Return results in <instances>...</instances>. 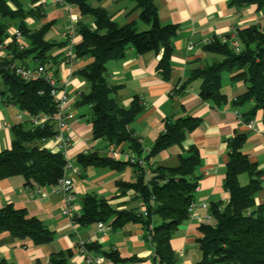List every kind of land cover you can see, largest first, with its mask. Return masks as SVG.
<instances>
[{
    "label": "crops",
    "instance_id": "1",
    "mask_svg": "<svg viewBox=\"0 0 264 264\" xmlns=\"http://www.w3.org/2000/svg\"><path fill=\"white\" fill-rule=\"evenodd\" d=\"M230 1L153 0L160 23L178 26L172 38L171 68L166 76L157 68L162 48L138 54L129 47L122 58L105 63V78L109 85L116 86L111 94L115 101L123 107H128L136 97L144 102L141 112L130 124L140 142V157L147 155L168 119L185 116L200 119L199 125L179 143H173L146 160L150 165L175 167L179 156L189 147H196L199 153V165L195 170V216L185 219L169 241L175 264H194L200 259L196 242L200 236L198 226L201 222H213L209 217L210 204L224 205L229 199L223 185L228 141L237 134L246 135L242 150L261 171V189L254 195V205L264 204L263 112L257 110L249 126V121H244L239 114L247 112L252 103L240 106L234 104L235 98L246 91V83L241 79H233L234 73L222 72V100L215 103L201 99L199 79L186 81L193 69L209 66L222 59L221 55L204 50L205 41L226 36L231 28L240 30L254 24L264 25V8L259 9L255 4L237 6L230 4ZM21 2L27 7L44 2L42 16L37 19L28 17L30 20L25 19V23L31 29L51 23L45 39L63 43L47 53V64L58 82L66 81L71 98L68 103L71 145L63 156L70 165L64 175L73 181L76 209L81 212L84 198L93 196L105 200L114 210L133 212L138 219L128 220L120 227L112 225L113 217L102 221V228L98 227L99 222L73 225L68 216L62 214V196L51 191V186L42 187L41 193H37L36 188L25 186L22 175H11L0 179V208L11 204L16 209L24 210L27 217L41 221L53 237L47 243L33 244L29 239H18L8 231L0 230V259L12 264H51L52 256L58 253L67 264H95L85 262L76 243L79 237L91 245L92 254L105 257V264H163L155 258L153 247L145 237V206L137 193L125 186V183L135 180L134 166L128 163L119 168L82 165L76 159L81 152L94 151L98 155L126 162L132 154L125 143L112 145L103 138L94 139L90 106L77 104L80 94L86 92L89 86L77 71L89 65L93 58L89 55L75 56L72 68L65 65L67 51L81 41L77 26L81 23L94 27L93 17L81 14L73 3H67L66 7L57 0ZM89 4L103 8L119 25L134 23L137 29L142 30L148 27L139 19L140 10L131 0H89ZM70 15H75L76 20H72ZM28 116L16 106L0 100V150L10 148L13 125L29 127ZM35 144L54 152L52 142L36 141ZM111 147L115 150L114 155L109 153ZM146 172L145 179L148 180L151 173L149 169ZM239 181L246 184L248 175L240 174ZM201 203H206L207 207L202 208ZM158 222V217L154 216L153 225ZM109 253L114 259L108 258Z\"/></svg>",
    "mask_w": 264,
    "mask_h": 264
},
{
    "label": "trees",
    "instance_id": "2",
    "mask_svg": "<svg viewBox=\"0 0 264 264\" xmlns=\"http://www.w3.org/2000/svg\"><path fill=\"white\" fill-rule=\"evenodd\" d=\"M131 1L140 10L139 19L148 25L146 29L138 31L134 23L119 25L103 8L91 6L89 0H65L76 4L81 14L91 15L94 19V27L79 23L77 32L81 41L72 47L76 57L89 55L93 58L89 65L77 71L89 84L88 90L80 94L77 104L90 106L92 136L94 139L103 138L112 145L125 143L132 154L139 156L140 142L130 124L143 106L137 97L128 107L120 106L115 101L111 94L116 86L109 85L105 78V63L122 58L129 47L138 54L162 48L157 68L161 74L168 75L173 51L172 38L178 26L160 23L153 0ZM10 4L14 8H10ZM230 4H255L259 9L264 8V0H231ZM41 16L38 8L27 7L21 0H0V18L18 19V28L27 43L22 50L15 48L12 43L9 45L11 58L0 59V99L29 116L56 111L50 85L43 78L24 80L9 69L11 62L28 65L29 59L30 65L46 64L47 53L54 46L63 45L45 39L51 23L34 29L26 25V18L37 19ZM8 27V22H0V40ZM237 38L241 45L238 52L218 38L204 44L205 51L221 55L222 59L209 66L193 69L186 81L199 79L201 99L218 103L222 100V72L234 73L233 79H241L246 83V91L235 98L234 104L240 106L252 103L247 112L240 116L248 122L261 109L264 120V25L254 24L237 30ZM199 123L200 119L192 116L168 119L144 159L148 160L173 143H179ZM11 131L13 138L10 148L0 150V179L20 174L25 180V186L30 189L55 184L64 175L66 159L59 152H51L35 144L41 138L54 134L52 124L46 123L34 128L15 124ZM245 140L246 135L241 133L228 141L223 185L229 199L224 205H209V217L213 222H201L198 226L200 236L196 242L200 259L194 264H264V204L254 205V195L261 189V171L243 152ZM76 159L82 165L119 168L128 163L134 166L135 180L125 183V186L132 188L145 206V237L153 245L154 256L159 259V263L175 264L169 241L178 226L190 216L188 208L194 201L197 187L195 170L200 160L197 148L189 147L179 156L175 167L150 164L143 167L135 162H121L111 156H101L94 151L81 152ZM146 168L151 173L148 180L145 179ZM242 173L248 175L246 184L239 181ZM154 216L159 219L156 225H153ZM111 217L115 227L122 226L128 220L138 219L133 212L114 210L105 200L87 196L83 200L80 215L74 221L84 225L107 221ZM0 230H6L18 239H29L33 244L47 243L53 237L41 221L27 217L24 210L16 209L11 204L0 208ZM90 247L87 244L89 250ZM107 255L114 259L112 253ZM0 264L12 263L0 259ZM51 264L67 263L57 253L52 256Z\"/></svg>",
    "mask_w": 264,
    "mask_h": 264
},
{
    "label": "built area",
    "instance_id": "3",
    "mask_svg": "<svg viewBox=\"0 0 264 264\" xmlns=\"http://www.w3.org/2000/svg\"><path fill=\"white\" fill-rule=\"evenodd\" d=\"M58 3L64 4L66 7L68 6L65 0H57ZM45 5L38 3L31 8H38L40 13L43 12V8ZM72 20H76L75 15H70ZM72 32V30H71ZM72 34V33H70ZM69 34V35H70ZM71 37V35H70ZM72 39V38H71ZM70 39V41H71ZM221 42L227 43L229 47L235 51H240L241 45L237 38V29L231 28L230 32L226 36L219 37ZM212 40L205 41V44L210 43ZM13 43L14 47L18 50H22L26 47V43L24 40V35L22 31L18 27L10 26L6 30L5 36L0 40V59L7 58L10 59L12 56V50L9 48ZM71 43V42H70ZM65 65L69 68L73 67V60L75 58L74 52L72 48H69L65 55ZM9 69L12 70L16 75L20 76L24 80H32L36 78H43L50 85V94L53 97V101L56 106V111L54 113H39L36 115L28 116L29 126L31 128L43 125V124H52L54 134L48 138H41V143L52 142L54 146V152H59L63 155V153L70 147L71 145V135L69 134L68 127V119L70 117L68 113V103L71 100L69 93L66 89V81L58 82L54 76L53 71L48 66V64H25L22 62H11L9 64ZM141 105L144 104L142 100H139ZM240 117V114H239ZM248 125L251 126V121L248 122ZM111 155L115 154V150L111 147L109 150ZM127 161L130 163H137L140 166L146 167L147 162L143 157L136 156L135 154H131L128 156ZM69 163L66 160L65 170L69 167ZM37 193H41V188L37 187L35 189ZM51 191L58 193L62 196L63 199V207L62 214L68 216L69 220L73 225L77 224L74 221V218L80 215V212L76 209L74 199V191H73V181L70 177L63 175L61 178L57 180L55 184L51 186ZM200 206L202 208H206V203H201ZM195 208L196 203L193 201L188 210L190 212V216H195ZM143 215H146V212H143ZM104 224L102 222L98 223V227L102 228ZM77 246L79 247L80 252L84 256V260L86 263H95V264H105L106 259L104 256L100 254H92L90 250L87 248V243L81 238L77 237L76 239ZM152 245V244H151ZM153 246V245H152Z\"/></svg>",
    "mask_w": 264,
    "mask_h": 264
},
{
    "label": "rangeland",
    "instance_id": "4",
    "mask_svg": "<svg viewBox=\"0 0 264 264\" xmlns=\"http://www.w3.org/2000/svg\"><path fill=\"white\" fill-rule=\"evenodd\" d=\"M41 4L45 5L44 2H41ZM10 8H14V6L12 4H10ZM26 19L30 20V18H26ZM0 22H4V23L8 22L10 25H13L14 27H18V24L20 23V21L18 19H14V20H7V19L4 20L3 19L2 20L1 18H0ZM144 29H146V28H144ZM137 30L140 31L142 29L138 28ZM24 40H25V37H24ZM25 43H26V40H25ZM30 63H31V60H30L29 64ZM0 100H2V99H0Z\"/></svg>",
    "mask_w": 264,
    "mask_h": 264
}]
</instances>
